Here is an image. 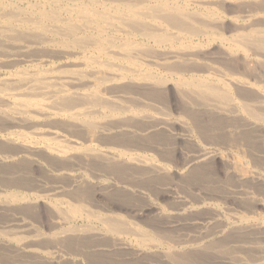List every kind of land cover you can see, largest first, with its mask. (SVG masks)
Segmentation results:
<instances>
[{"label":"bare ground","instance_id":"1","mask_svg":"<svg viewBox=\"0 0 264 264\" xmlns=\"http://www.w3.org/2000/svg\"><path fill=\"white\" fill-rule=\"evenodd\" d=\"M169 89L182 118L152 103ZM171 148L172 167L140 152ZM216 159L222 183L187 182ZM143 188L176 208L113 201ZM260 204L264 0H0V264H98L126 239L152 264H195L179 246L264 264ZM152 213L159 228L139 224Z\"/></svg>","mask_w":264,"mask_h":264},{"label":"rangeland","instance_id":"2","mask_svg":"<svg viewBox=\"0 0 264 264\" xmlns=\"http://www.w3.org/2000/svg\"><path fill=\"white\" fill-rule=\"evenodd\" d=\"M168 82H171L170 81V79H169V81ZM174 95V96H173ZM179 95L177 96L176 95V93L174 92V90H172V89H169L167 92H165L164 93V95H162V96H160V98L159 99H157V100H155L156 102H152L153 103V105H155L154 107H155V109H158L157 111H161L163 108L165 109V110H167V112H169V115L172 117V118H176V119H179V118H182V117H184L188 112H186L187 111V109H186V105H185V103H183V100H181V98L179 97ZM168 98V99H167ZM176 98V99H175ZM161 99V100H160ZM170 99V100H169ZM159 101V102H158ZM161 101V102H160ZM170 101V102H169ZM180 104H179V103ZM184 105H183V104ZM168 104V105H167ZM171 104V106H172V108H171V106H169ZM164 105H165V107H164ZM181 107H180V106ZM157 106V107H156ZM159 107V108H158ZM163 107V108H162ZM184 109H183V108ZM162 108V109H161ZM174 109V110H173ZM173 111V112H172ZM178 112H180V113H178ZM186 112V113H185ZM176 113H178V114H176ZM179 114H181V117H180V115ZM173 115V116H172ZM177 115V116H176ZM176 116V117H175ZM154 137H156V136H153V137H148L146 140H145V142H144V146H145V144L146 143H148L147 141H154V142H156V141H158L159 142V140H161V143L163 142V144H169L166 148H170V146H172L171 145V140H168L167 139V137L165 136V138L164 137H162L163 138V140H162V138L161 139H156V138H154ZM155 140H154V139ZM195 138V139H194ZM168 140V141H167ZM193 140L194 141H196V142H199L198 141V139H197V137L196 136H193ZM153 142V143H154ZM170 142V143H169ZM173 144V143H172ZM152 145V143H150L149 145H146L145 147H150ZM174 146V145H173ZM173 146H172V148H173ZM145 147H142V148H144V149H148V148H145ZM141 148V149H142ZM172 148L170 149V151L169 150H165L164 149V151L162 152V153H159V154H155V153H151V151H140L141 152V154L143 155V156H150V154L152 155V159H157V161H159L160 159L161 160H163L164 158H166V159H164L165 161H167L169 164H171V167L172 166H174V165H172V164H175V166L176 165H178V161H180V160H182V158L181 157H178L177 155H176V153H174L173 151H172ZM164 153V154H163ZM174 154L176 155V156H174ZM165 155V156H164ZM170 159H174V160H176L175 162H174V160L172 159V161H173V163H172V161H171V159L168 161V158ZM162 157V158H161ZM175 157H178V158H175ZM159 159V160H158ZM216 165V166H215ZM211 166V167H210ZM210 166H208V168L207 167H205L204 168V166H199L200 168H196L195 169V171H194V173H192L191 174V177H190V179L189 180H187V182L189 181V183L190 184H193L194 185V182H193V180H196L197 178L196 177H198V172H199V174H202V175H209V174H212V179L210 178V183L212 182V183H214V180H216V182H217V178H218V181L219 182H221L222 183V181H224V176L222 175V169L224 168V165H222V163L220 162V160H218V159H216L212 164H210ZM216 167V170H215V167ZM214 167V168H213ZM211 168V169H210ZM197 169L198 170H200V171H197ZM219 169H220V171H219ZM207 170V171H206ZM216 171V172H215ZM211 172V173H210ZM212 172H215V175L212 173ZM218 172V173H217ZM195 177H194V176ZM220 176V177H219ZM193 177V178H192ZM222 177V178H221ZM192 179V180H191ZM214 179V180H213ZM191 180V181H190ZM221 180V181H220ZM196 185V184H195ZM140 190V192L138 193V191ZM139 190H136L137 191V194H134V196L132 197V195H126V194H124V195H118L117 197H114L113 199V201L114 202H117V203H120V205L122 206V207H124L125 205L127 206H130L131 204L133 205H136L137 203H138V205H141V206H144L145 207V205H147L149 202L148 201H150V202H152L153 201V203H156L157 204V206H160V208L163 210V208H164V210L163 211H165V212H171L173 209H175L176 207H174V205H175V203L173 202V200H171V199H168V197L166 198L165 197V195L161 192H159L158 190L156 191L155 189H139ZM148 191V192H147ZM151 191V192H150ZM143 192H145V193H143ZM147 192V193H146ZM141 193V194H140ZM143 193V194H142ZM155 194H156V196H155ZM159 194V195H158ZM258 194H259V192H258ZM141 195V196H140ZM129 196V197H128ZM137 196H138V198H137ZM148 196H150V197H148ZM159 196V197H158ZM164 196V197H163ZM179 196H184V194H180ZM121 197V198H120ZM145 197V198H144ZM154 197V198H153ZM124 198V199H123ZM132 198H133V201H132ZM153 198V199H152ZM123 199V200H122ZM144 199V200H143ZM164 199H166V200H164ZM168 199V200H167ZM142 200V201H141ZM154 200H155V202H154ZM112 201V200H111ZM111 201H109V202H111ZM138 201V202H137ZM157 201V202H156ZM170 201V202H169ZM191 201H192V198H189V206H188V208L189 209H187L188 210V212L190 213V211L192 210V209H194V208H196V204L192 201V204H193V206H192V204H191ZM137 202V203H136ZM144 202V203H143ZM146 202V203H145ZM164 202V203H163ZM168 202V203H167ZM208 202V201H207ZM206 202V204H207V207H210V208H212V209H215V210H219V212L221 213V215H220V223H222V224H225V225H231V224H233V222H236V220L237 219H235V218H237L236 216H237V214H238V212H239V208H238V206L237 205H234V204H230V203H228L227 204V202H224V201H220V202H208L207 203ZM222 202H224V203H222ZM123 203L125 204L124 206H123ZM144 204V205H143ZM209 204V205H208ZM225 204V205H224ZM217 205H218V208H217ZM226 205H227V207H228V209H232L233 211H231V212H234V213H231L229 210H227V208L225 209L224 207H221V206H225L226 207ZM126 206H125V208H126ZM163 208H162V207ZM237 206V207H236ZM250 206H252L251 204H249V205H246L245 207L247 208V207H250ZM169 207V208H168ZM191 207V208H190ZM193 207V208H192ZM234 207V208H233ZM257 207V208H256ZM220 208V209H219ZM170 209H172V210H170ZM230 209V210H231ZM236 209V210H235ZM221 210H224V211H221ZM225 210H227L228 211V213H227V211H225ZM237 210H238V212H237ZM40 212H41V215H39L41 218H46L47 217V214H46V212L42 209V211L40 210ZM225 212H226V214H225ZM231 214H230V213ZM237 212V213H236ZM255 212H256V214L257 215H259L260 214V216L264 219V206L262 205V204H260L259 206H255ZM46 214V215H45ZM123 214H125V213H123ZM227 214H229V215H227ZM233 214H235V215H233ZM262 214V215H261ZM126 215V214H125ZM188 215V213L186 214V216ZM155 213H152V214H150V215H148V216H146V217H148V218H144V219H142V220H140V223H139V221H138V223L139 224H141V225H144V226H146L147 225V227H149V228H152V229H155V228H159L160 227V224L162 223L161 221H160V219H158V217L157 216H155ZM226 217V218H225ZM231 217V218H230ZM232 218H234V219H232ZM148 219V220H147ZM233 220V221H232ZM160 223H159V222ZM80 223V222H79ZM155 223H157V224H155ZM150 224V225H149ZM155 225H159V226H155ZM153 226H155V227H153ZM185 229L187 230V231H185ZM188 229L190 230V229H192V228H190V227H185V228H183V229H181V230H179V231H174V233H176V232H178V233H182V232H185V233H187V232H189L188 231ZM190 232H192V231H190ZM126 242H127V244H129V246H133V247H131L130 249H128V250H130V251H132V253L131 252H129L130 253V255H129V253L128 252H126V253H120V254H118L117 253V256L115 255H112V256H110V257H108V261L105 259L102 263H98V264H110V263H112L113 262V264H121V261L122 260H125V259H128V260H125L124 261V264H152V262L150 261L152 258H151V256L149 257V255H145L144 256V258L145 259H147L146 261L147 262H145L144 263V261H145V259L143 258V259H141L143 256H139V255H137V252H138V248L135 246V244L131 241V240H125ZM129 241H130V243H129ZM208 243H206L205 245H211V244H213V243H211L212 241H207ZM209 242H210V244H209ZM215 242V241H214ZM217 242V241H216ZM192 245H194V243H191ZM164 247H166V246H164ZM190 248V246L189 247H185V248H183V246H179V249H180V252L183 254H191V256H194V259H196L195 261H196V263L195 264H217V260L218 259H216V257H215V255H213V254H211L210 252L209 253H199V254H196V252H192V250H190L189 249ZM185 249V250H184ZM163 250H166V248H163ZM134 251V252H133ZM127 254V255H126ZM121 256V257H120ZM123 256V257H122ZM126 256H127V258H126ZM113 257V258H112ZM146 257H149V258H146ZM204 257V258H203ZM94 258H96V257H92V260L91 261H93V259ZM109 258H111V260H109ZM115 258H116V260H115ZM120 259V260H118V259ZM131 258V259H130ZM138 258H140V259H138ZM134 259H138V261H139V263H138V261L137 260H134ZM148 259H150L149 261L150 262H148ZM216 261H214V260ZM95 261H93L92 263L93 264H95V262L97 261L96 259H94ZM99 260V259H98ZM132 260V261H131ZM142 260V262H140ZM211 260V262H209ZM213 260V261H212ZM208 261V262H207ZM105 262V263H104ZM117 262V263H116ZM123 262V261H122ZM127 262V263H126ZM88 264H89V262H87ZM97 263V262H96ZM218 264H220L219 262H218Z\"/></svg>","mask_w":264,"mask_h":264}]
</instances>
